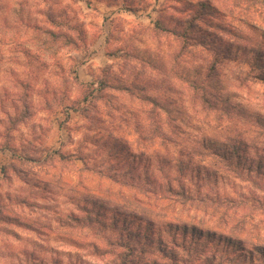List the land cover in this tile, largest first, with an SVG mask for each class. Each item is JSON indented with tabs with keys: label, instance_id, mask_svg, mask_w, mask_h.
<instances>
[{
	"label": "rangeland",
	"instance_id": "1",
	"mask_svg": "<svg viewBox=\"0 0 264 264\" xmlns=\"http://www.w3.org/2000/svg\"><path fill=\"white\" fill-rule=\"evenodd\" d=\"M195 1L0 0V264H118L121 249L105 254L101 235L122 229L123 218L133 222L134 232L138 218L151 221L153 234L168 222L186 223L240 238L241 252L264 248V171L255 176L258 184L240 180L195 152L203 136H235L264 155V129L256 121H264V84L248 75L242 55L211 73L216 46L196 40L182 49L174 34L155 27L158 20L173 26L191 15ZM211 2L219 13L207 16L209 22L252 36L246 22L264 27L262 2ZM220 36L223 44L236 43ZM132 55L150 58L160 69ZM103 75L143 85L168 111H154L151 103L110 88L99 98L89 96L91 103L75 102L80 111L67 107ZM178 75L204 79L214 95L228 100L230 115L194 102L193 89ZM151 118L174 141L150 138ZM129 152L149 157L151 164L144 171ZM179 159L190 164L180 180L189 194L234 200L242 194L256 203L247 199L218 210L181 203L165 190L167 182L177 184ZM91 194L104 205L94 212L92 226L83 227L69 215L83 217L78 204ZM222 254L221 264L261 263L256 253L252 261Z\"/></svg>",
	"mask_w": 264,
	"mask_h": 264
},
{
	"label": "trees",
	"instance_id": "2",
	"mask_svg": "<svg viewBox=\"0 0 264 264\" xmlns=\"http://www.w3.org/2000/svg\"><path fill=\"white\" fill-rule=\"evenodd\" d=\"M177 1L181 4L185 3V0ZM240 1H247L248 4H253L254 2L264 3V0ZM191 7L192 14H189L186 18L176 20L173 26L167 25L166 21L162 22L163 20H158L155 22V27L157 30L174 34L180 41L182 49L194 43L196 40L200 41L201 45L209 48L216 46L213 49L211 63L208 65L211 73H214L217 64L227 59H236L242 55L248 67V75L253 80L264 84V27L246 22L248 27L256 33L255 36H252L230 27L223 22H209L206 18L207 16L219 13L217 6L211 0H196L195 2H191ZM202 25L206 27V30L202 29ZM198 31L200 34H196ZM212 33L215 35L212 38H207ZM49 34L54 35V32H49ZM222 34L234 39L236 43L223 44L221 42L223 39L220 36ZM60 36L65 39L67 44L73 42V38L67 34H60ZM132 56L148 63L154 69H160V66L150 58L139 55ZM177 78L193 89V95L195 96L194 102L199 99L203 107L230 115L229 111L232 107L228 100L214 95L211 89L207 87L208 83L204 79L199 80L183 75H178ZM85 86L87 90H90L89 93L83 95L80 100H74L71 106H67L68 108L75 110L79 108L78 111H80V106L75 105V102L80 103V105L86 102L91 103L93 100H87L89 96L99 98L102 92L110 88L125 91L130 95H135L142 101L151 103L152 110L154 111L157 109L168 111L169 109L158 97L147 94L144 86L138 83H126L118 81L116 78L103 75L102 78L97 80L96 86L91 82ZM94 91H96L95 94L93 93ZM256 121L264 129V121L260 120V118H256ZM169 126H171V132H174V124L169 123ZM150 130V138H158L161 144L174 141L169 133L167 134L161 130L157 118H151ZM198 149L199 151H195L197 154L215 159L224 170L232 173L240 180L258 184L255 176L264 171V155L258 151L256 146H251L241 138L233 136L218 139L203 136L198 140ZM129 153L137 160L136 162L144 171L151 164L149 157ZM164 161L161 157L157 158V163L160 167L165 164ZM189 165L188 160H177L175 163V169L178 175L176 178L177 184L175 187L169 182L165 184V190L172 197H178L181 203L195 204L196 202L204 207L209 206L218 210L221 207L230 208L235 205H241L247 199L255 202L254 200L256 198L251 196L247 198L242 194L236 200L230 196H218L220 194L212 197H208V194H200L199 192L197 194H189L180 182ZM199 171L200 169L196 168V172L199 173ZM86 202L78 204L81 209L80 213H83V217L74 216V214H70L69 217L76 223H83V227H91L92 222L95 221L94 212H100L104 202H99V199L94 198L93 195L89 199H86ZM123 219L120 220L123 221L122 224L124 225L122 229L117 230L113 235H101L102 241L106 246L103 249L105 254L119 253L118 249H121V258L118 264H145V261L148 264H214L216 250L220 253L219 264L224 260L222 253L229 252L237 253L242 256V260L248 259L249 261H252L253 254L256 253L260 262L264 264V248L262 246H255L254 249L248 250V253L241 252L243 249L242 240L229 234L198 228L194 225L190 226L186 223L178 224L172 222L164 224V228H158L153 234L150 228L151 221L144 218H138L137 225L139 227L134 232L131 228L133 222H126V218ZM115 225L120 227L118 222H115ZM94 234H97V232H94ZM208 248H213L211 254H206ZM148 257H151V262L147 260Z\"/></svg>",
	"mask_w": 264,
	"mask_h": 264
}]
</instances>
